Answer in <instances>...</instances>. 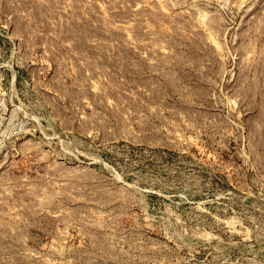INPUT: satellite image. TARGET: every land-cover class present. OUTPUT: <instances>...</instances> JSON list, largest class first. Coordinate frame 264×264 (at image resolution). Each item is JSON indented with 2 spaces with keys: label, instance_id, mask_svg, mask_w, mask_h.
<instances>
[{
  "label": "rangeland",
  "instance_id": "374dc122",
  "mask_svg": "<svg viewBox=\"0 0 264 264\" xmlns=\"http://www.w3.org/2000/svg\"><path fill=\"white\" fill-rule=\"evenodd\" d=\"M0 264H264V0H0Z\"/></svg>",
  "mask_w": 264,
  "mask_h": 264
}]
</instances>
